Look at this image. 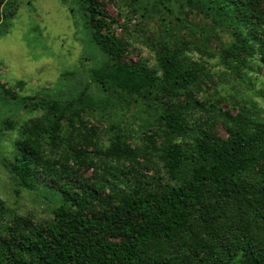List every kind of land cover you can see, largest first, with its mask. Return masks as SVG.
<instances>
[{"label": "trees", "instance_id": "1", "mask_svg": "<svg viewBox=\"0 0 264 264\" xmlns=\"http://www.w3.org/2000/svg\"><path fill=\"white\" fill-rule=\"evenodd\" d=\"M78 1L91 41L106 57L102 68L89 71L91 82L151 104L156 122L142 133L112 127L106 142L92 144L95 132L83 109L73 108L85 90L65 105L22 98L24 108L44 114L21 129L10 174L27 191H35L38 174L65 183L54 188L51 221L0 238V264H264L262 112L249 104L231 116L196 100L208 71L203 60L190 58L187 41L148 46L155 68L124 62L125 42L111 29L115 21L95 0ZM189 1L211 23L193 49L213 58L208 38L219 41L214 31L220 29L231 38L221 45L220 64L235 77L242 79L252 58L264 62V0ZM157 4L174 15L167 0ZM3 124L12 130L13 122ZM217 124L226 126V139L211 135ZM154 159L163 176L142 172L141 161ZM83 167L93 171L91 190L66 183ZM4 212L0 200V218Z\"/></svg>", "mask_w": 264, "mask_h": 264}, {"label": "rangeland", "instance_id": "2", "mask_svg": "<svg viewBox=\"0 0 264 264\" xmlns=\"http://www.w3.org/2000/svg\"><path fill=\"white\" fill-rule=\"evenodd\" d=\"M95 1L115 21L113 34L125 42L124 62H141L155 68L154 54L148 46L156 49L162 42L187 41L190 58L203 60L208 71L202 87L197 88L196 100L231 116L238 114L241 107L254 104L251 111H261L259 116L264 118V62L259 55L252 58L248 68L241 71L242 79L235 77L220 64L221 45L231 41L229 34L220 29L214 31L219 41L208 38L207 52L213 58L193 49V45H200L199 31L210 28L211 23L189 0H167L174 15L166 13L157 0ZM261 8L264 12V2ZM0 14V200L5 207L0 218V238L10 240L9 231L19 232L25 225H40L53 219L58 203L54 188L65 183L38 174L33 179L35 191H27L19 188L17 179L10 174L9 163L16 157L14 143L20 138L21 129L44 114L39 109L24 108L22 98H32V104L44 100L65 105L85 90L83 103L73 108L83 109L85 123L95 132L92 144L97 140L106 142L111 128L116 126L140 133L149 130L155 125L157 109L91 82L89 71L102 68L106 57L91 41L78 0H6ZM4 90L12 96H6ZM5 121L13 122L12 130L3 124ZM211 135L226 139V126L215 125ZM82 147L85 148L84 143ZM85 149L92 152L94 146ZM154 160L141 161L145 165L142 172L155 177L159 172L163 176L164 170ZM92 172L79 168L66 183L91 190L95 182ZM74 192L71 187L70 193ZM100 194L107 196L108 192L102 189Z\"/></svg>", "mask_w": 264, "mask_h": 264}]
</instances>
